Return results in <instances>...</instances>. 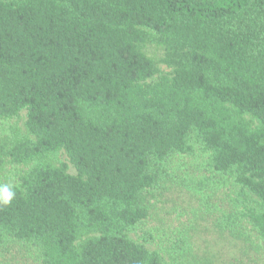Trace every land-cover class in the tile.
I'll return each instance as SVG.
<instances>
[{
  "label": "trees",
  "instance_id": "obj_1",
  "mask_svg": "<svg viewBox=\"0 0 264 264\" xmlns=\"http://www.w3.org/2000/svg\"><path fill=\"white\" fill-rule=\"evenodd\" d=\"M153 45L172 71L148 82ZM198 150L235 193L194 217L201 242L236 250L219 264H264V0H0V183L17 192L0 257L214 264L198 231L147 229L168 163Z\"/></svg>",
  "mask_w": 264,
  "mask_h": 264
},
{
  "label": "rangeland",
  "instance_id": "obj_2",
  "mask_svg": "<svg viewBox=\"0 0 264 264\" xmlns=\"http://www.w3.org/2000/svg\"><path fill=\"white\" fill-rule=\"evenodd\" d=\"M146 55L157 65L159 74L148 82L158 79L159 76H170L171 69L162 63L164 49L160 46H146ZM25 112L21 113L18 126L23 128ZM60 161L67 164L70 175H76L74 168L68 164L63 152L59 154ZM168 176L173 179L172 187L168 188V182L154 189L150 194V203L153 205L151 219L147 229L152 231L157 242H169L177 233L181 232L184 237L198 231V244L203 251H208V258L214 264H219L231 259L236 250L229 246L224 247L218 243L201 242L208 239L201 227L204 222L194 217L201 213L207 217H219L231 205L225 197H235L232 182L229 177L219 176L208 169L207 156L200 150L188 157H175L170 160L166 167ZM168 181V180H167ZM164 188H161V187ZM225 201V202H224ZM0 264H39L34 255L27 251L14 247L7 249L0 257Z\"/></svg>",
  "mask_w": 264,
  "mask_h": 264
},
{
  "label": "clouds",
  "instance_id": "obj_3",
  "mask_svg": "<svg viewBox=\"0 0 264 264\" xmlns=\"http://www.w3.org/2000/svg\"><path fill=\"white\" fill-rule=\"evenodd\" d=\"M16 185L8 183H0V207H6L11 204V202L16 197Z\"/></svg>",
  "mask_w": 264,
  "mask_h": 264
}]
</instances>
